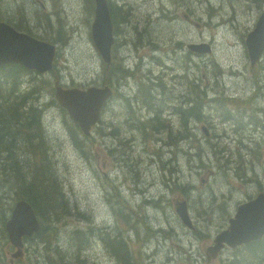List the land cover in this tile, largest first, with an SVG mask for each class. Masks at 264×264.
<instances>
[{
	"label": "rangeland",
	"instance_id": "rangeland-1",
	"mask_svg": "<svg viewBox=\"0 0 264 264\" xmlns=\"http://www.w3.org/2000/svg\"><path fill=\"white\" fill-rule=\"evenodd\" d=\"M260 1L264 3V0ZM210 2H216V0H140V11L144 13L133 10L127 5L118 7V35L122 39V44L119 46V53L114 57L110 67L106 69V64L101 63L89 33L93 19V0H0V20H4L14 26L19 21H22L25 13L27 15V23L30 27L57 38L61 44V56L56 61H59V66L65 68V70L57 67L54 72H48L41 76L43 84L37 85L39 88L36 87L35 92L29 96L24 109L33 105L34 108H37V114L40 116V104L49 102L51 99L50 92H54V83L58 80L55 77L56 72L61 82L65 83L63 84L64 87L75 86L86 88L107 81L114 85L121 95L124 96L129 92L131 85H135L139 89L137 101L147 99L150 94L153 98H156L155 101L149 99L150 107L156 110L158 105L163 103V100H161L159 96L153 95L150 84L164 82L170 77L164 73H159L160 70L154 72L155 70L152 67L156 68L158 66V60H166L168 66H174L171 62L172 58L169 60L165 56V53L170 49L171 54L172 49L179 48L177 46L172 48L170 43L166 45L161 43H165L169 40L168 35H170L171 32L175 33L176 38L185 36L191 40L198 39L200 38L201 31L204 29L205 33L214 31L218 35L214 47L218 59L221 61L229 59L235 66L233 72L236 75H232L228 69L223 70L221 79L222 85L227 92L244 94L250 84L253 83L254 91L244 100L241 99L242 105L247 109L252 108L254 111L261 113L263 120H260L259 123L264 124V105L262 104V100L264 99V60L259 68L256 65L251 67L244 43L245 34L254 27L251 23L254 18L244 19L241 10L243 5L239 2L231 5L228 0L222 8H220V6H215L206 14L210 7L205 6V4L208 5ZM39 5H41V9H39ZM166 8H168L169 11H167ZM140 13L144 17H142ZM198 13H205V15L202 16ZM222 13L225 18L219 20ZM32 14H37V17H34ZM174 16L175 18L171 20V25L165 30V38H161L160 43L157 42L156 45L149 46L147 41H144L146 28H141V26L149 24L151 21L150 19H162ZM52 18L56 22H53ZM188 18H195L198 22L203 20V22L195 25ZM225 22H227V24L219 28L218 23ZM151 25L148 28V33H154L155 35L162 33V29L156 19L152 21ZM152 36L153 35L147 36V40ZM164 39L166 41H164ZM143 41L145 46L143 54L147 59H139L126 50V44L135 45ZM188 44H190V42H185L186 46ZM194 44H206L209 47V50L206 52H197V57L205 58V54L211 52V47L206 42ZM171 57H175L181 64L188 62L191 58V56L186 57L182 53L173 54ZM221 64L223 67H226L227 62H221ZM247 66L253 68V70ZM117 67L125 68V71L115 69ZM204 67L205 65H202V69L206 70L207 68L205 67L204 69ZM6 68L7 67L0 68V83H2L5 78L2 75L6 72L4 70ZM160 68L162 67L160 66ZM189 73V79L176 78V80L182 84L181 91L173 100L168 102L169 106H166L163 110L164 115L170 117L171 126L160 129L156 133L154 132V136L161 142V157L167 156L171 158L177 151H181L193 154L194 158L199 161L203 160L205 156L212 159V163L216 165L222 176L215 179H206L203 177L200 181V186L204 189L203 193L223 187L226 194L220 195L219 200L223 197L226 199V203H223V209L233 205V208L230 209V217H232L235 213L236 206L241 203L244 198L255 195L264 185V159L263 156L259 157L258 154V147L262 146V149L264 148V136L257 135L255 140L247 138L249 143H251L249 148L237 146L227 149L224 145H220V142L226 144L227 140H224L226 136L221 133L219 138H217L218 135L215 133V128L211 125L212 128L210 130L211 133H213L212 137L209 140H203L200 137L198 129L200 123L204 122L207 124L208 122L211 124L212 121L215 120L208 119L206 115L207 103L205 102L204 96L199 93L198 88H192V84H203V89L205 90L202 72H195L194 69H191ZM212 74L213 77L209 73L206 74L210 81H212L214 77L216 78V75L214 73ZM31 75H33V72L29 70L21 73L19 77L21 81L18 87L26 90V88L29 87ZM173 77L174 76H172V78ZM216 79L217 82L220 83V77L217 76ZM8 80L10 79L8 78ZM71 80H73L72 85ZM45 81L48 82V85H45ZM0 95L1 97L9 95L12 108L15 107V103L21 102L22 99V97L11 96L9 91L4 89L1 85ZM137 101L133 102V105L136 104ZM119 104L120 99L117 98L114 92L101 114L98 126L91 130L94 132L93 139L79 144L82 155L81 160L73 158L69 151L74 152L76 156L78 155L77 151L72 148L69 142H62V137L67 131V121L57 108L50 107L44 113V135L47 141L41 129H20L16 125L18 135L15 136L20 138L16 145L18 149L17 154L13 155L4 151L0 152V173H6L8 182L12 179L16 182L10 187V190L17 195H21L22 193L18 190L17 186L23 182H39V180H42L44 185L48 182L52 185V193L55 197L53 202L58 203L65 201L68 205L72 204L75 214L62 212L59 215L51 214L48 218V214L45 213L43 224L50 227L48 229L49 234L53 237L56 235L60 236V240L57 239L56 241H52L46 238L45 235H41L35 239L32 237L28 239V242L24 245L22 250L23 255L14 259V262H12L11 253L15 250L8 241L2 217L5 216V221L9 218L14 199L8 195L4 199H1L4 197L2 192H6L2 191V189H5L8 185V183L5 184L2 182L0 184L2 188L0 189V215L3 225H0V264H36L37 260L40 264H47L45 261L41 260V247H44L46 244L44 240L50 243V249L45 252V258L50 264H104L99 259L104 258V253L96 247L94 241H92L90 247H86L87 241L85 236L89 235L91 218L88 215L77 213L81 212L87 214L92 211L96 218L106 215L105 222L109 225H113L116 229V225L118 224V217L116 215L117 208L114 205L106 207L100 199V181L89 165L88 145L92 146L95 144L97 147L99 146V148H97L98 154L95 165L101 168L102 172L106 174V177L112 178V176L119 171L124 175L128 174L130 176L127 178L126 182H144L148 187H153L158 181V176L154 173L155 165H153V168L148 167L144 172L139 171L141 166L140 151L136 149V146L141 145L143 140L148 139L147 136L151 135L149 126L155 128H158V126L155 124L154 120L149 124L143 123L139 114L134 112L133 114L126 115L123 118L122 124H115L112 129H108L107 124L112 119V113L114 114L116 106ZM171 106L177 109H172ZM192 106H194V112L197 116H190L188 113L179 111ZM229 120L230 118H227L226 122H229ZM134 130H137L139 133L135 138L134 143L136 145L134 146L132 145L134 143H131L128 146L123 139L133 133ZM31 133L37 135L38 138L34 142L26 144L23 142V139L31 137ZM112 138H115L116 145L111 143ZM100 142L108 146H113L116 150V157L127 165H123L124 167L120 169L118 163L111 159L110 156L104 157L100 148ZM197 142H199L202 147V153L196 150L195 143ZM102 146L104 147L105 145L103 144ZM132 151H134V155L131 157ZM36 152H41L43 159L42 161L36 159L35 163L33 155ZM194 158L193 161H195ZM202 163L207 165L205 162ZM246 164H249L250 169L253 167L258 169L259 178L262 179L263 182H249L240 179V177L233 178L227 176L238 175L252 179ZM44 169H47L48 173L43 172ZM183 169L187 173L191 168L185 165ZM206 172L214 175L211 169H206ZM199 177L200 176H183L181 177V181L178 182L189 180L192 181L190 183L196 187ZM173 183L177 182L171 179V184ZM118 184L119 183L112 181L110 185V191L114 195L118 189ZM149 191L150 193H155L154 188H151ZM37 194H42V191L40 190ZM169 196L171 198L185 196V198L189 200L192 219L195 220L199 227L203 226L212 232L214 228L217 227L214 224L224 226V228L227 226L230 217L228 219L225 218V211L221 210L219 207L217 208L214 223L212 220L208 219L214 211V198L212 195L207 196L206 201L199 204H196L192 198L188 197L186 191L183 189L171 192ZM195 197L196 199L204 200L202 196L197 194H195ZM176 199L181 201L182 197H177ZM167 202L168 201H165V205H167ZM69 210L72 212L70 205ZM129 211L134 214L132 210ZM151 212L154 213L156 210L151 208ZM161 214L164 219L173 216L175 224H179L178 219L174 217L176 214L173 204L171 209L167 206V209L162 211ZM67 219H71V224L66 227L67 232H64L60 227L62 226L61 223ZM81 224L84 225V227H82L84 230L83 232L73 231L75 228L81 226ZM98 228V226H94L93 231L96 232ZM181 235L183 236V234L176 231L175 236L178 242V249L183 246L182 239H179V241L177 240L178 237H182ZM214 236L215 234L213 237ZM68 244L70 248L67 246ZM211 244L212 242L210 239L201 241L191 250L193 261H177L173 264H194V257L200 255H203L206 259L205 249ZM170 249L174 250V247H170ZM165 252V248L158 246L154 249L153 255L156 259H161L163 255L165 256ZM146 255L147 256H144L145 259L152 254L148 253ZM218 256L210 261L206 259V264H216L218 262ZM225 260L226 259L219 261L220 264ZM196 262L198 263L199 260L197 261L196 259ZM165 264H168V261Z\"/></svg>",
	"mask_w": 264,
	"mask_h": 264
},
{
	"label": "trees",
	"instance_id": "trees-1",
	"mask_svg": "<svg viewBox=\"0 0 264 264\" xmlns=\"http://www.w3.org/2000/svg\"><path fill=\"white\" fill-rule=\"evenodd\" d=\"M139 1L140 0H111V14L113 18L114 23V29H115V35L117 36L116 44L113 49V60L114 57L119 53V46L122 44V39L118 35V18H117V9L118 7H123L124 5L130 6L133 10L140 11L139 7ZM178 1V0H177ZM171 2V1H168ZM174 2V1H172ZM25 5V4H23ZM143 12V11H140ZM144 13V12H143ZM34 17H37V14H32ZM141 15V13H140ZM142 16V15H141ZM144 17V16H142ZM148 18V17H147ZM150 19V18H148ZM156 19L158 24L160 25L162 29V33L155 35L154 33H148V28L151 25L152 21ZM150 19L151 21L149 24H146L144 26H141V28H146L145 30V40L147 41L149 46H153L157 42L160 43L161 38H165L166 32L165 30L167 27L171 25V18L165 17L162 19ZM14 27L18 30L24 31L31 35H39L40 37H43L45 39L51 40L55 42L54 44H59L61 46L59 40L55 37L49 36L42 31H39L35 28H32L27 23V15L24 13L22 21H19ZM66 31V29H65ZM153 35L150 39L147 40V36ZM171 37V40L165 43L161 44H168L170 43L171 46L174 42H176L177 38L175 36L174 32H171L168 37ZM144 41L137 43L133 46L134 52L136 54V57L139 59H147V57L142 54L141 56L138 55V53L141 51H145ZM164 41H166L164 39ZM151 52V50H150ZM173 55V49L171 51V56ZM172 58V63L174 65L173 70L177 67V62L175 61L174 57ZM158 63L161 67H164L168 64L167 61L161 62L158 60ZM186 67V64L184 65ZM8 68L9 72L16 71L15 78L14 76L11 77L7 74V68L4 69L5 72L3 77H5L0 83L2 87H6V85L10 82L9 79L14 78V82H12V85L10 86L13 92V96L15 97H22L21 103H17L14 108L8 109V102L4 101V99H9V95L1 97L0 99V150L4 152L11 153L13 155L17 154V143L19 142L18 136V130L17 127L20 129H41L43 135H44V123H43V117L45 113L46 104L41 103V113L40 116H38L36 109L33 105L27 107L26 106L27 99L29 96L35 92V88L38 84H43L41 76L43 74H39L37 72H33V75H31L29 80V87L26 88V90L19 88L18 85L20 84L19 77L21 73L27 71L25 68H23L20 65L12 64L8 66H0V68ZM121 67H118L117 69H120ZM10 69V70H9ZM52 72L55 71V64L51 70ZM142 71V70H141ZM152 71V70H151ZM156 72V71H154ZM51 76V75H48ZM56 79H59V76L55 72ZM61 81V80H60ZM45 85H48V82H44ZM62 83V82H61ZM71 83H73V80H71ZM104 84L109 82L103 81ZM152 87V93L154 96H159L161 100H163V103H160L158 105V108L156 110L151 109L149 99H152V101H155L156 98H153L150 94L148 95V98L142 101H137V94L139 93V89L135 85H131V88L127 94L124 96L121 95L119 90L118 91L119 99H120V109L123 111L122 115L116 119L115 124H122L123 118L126 115L133 114L134 112H137L139 116L141 117V120L145 124L151 123L152 120L155 121V124L158 126V128L149 126L150 132H157L159 131L164 125L165 121L163 119V110L168 105V102L170 100H173V98L178 95V93L181 91L182 84L177 81L176 83L172 84L170 81V78H167L164 82H157L155 84H150ZM39 88V87H37ZM53 97V94L51 95ZM4 101V102H3ZM137 101L136 104L133 105V102ZM50 104H53L54 101L50 99ZM185 113H188L190 116H197L194 112V106L187 108L186 110H182ZM65 117V114H63ZM67 131L62 137V142H69L73 149L77 152H80L79 144L81 142H85V139L91 140L90 137H85L82 132L78 129L76 125L69 122L67 119ZM17 125V127H16ZM15 129V132H14ZM31 133V137L23 139V142L26 144H29L30 142H34L38 136L33 135ZM45 137V135H44ZM115 139V138H112ZM45 140L47 141L46 137ZM59 142V141H57ZM89 160H91L92 153L88 150ZM73 158L76 159H82L80 156H76L74 152L69 151ZM183 152L177 151L176 157H181ZM36 159H40L42 161L43 156L41 152H36L33 155V160L36 163ZM43 172H47V169H44ZM95 172V171H93ZM98 178L100 179V193L101 198L106 207H109L110 205H114L117 208L116 215L118 217V224L116 225V229L113 225H109L105 222L106 216H104L103 220H101V225L103 228V231L105 233L106 237V247L109 251V254L115 259L116 264H140L142 257L146 253V247H149L153 244V241L155 239V235L157 231H154L152 229V226L155 222V214H147L146 209L148 206L146 205V201L144 200L141 204L135 205L132 200L131 193L123 195L121 190L117 189L115 195L112 194L110 191V185L111 181L107 179H103L100 174H96ZM8 182V180H7ZM11 184L14 185V180L12 179ZM32 182L31 185L29 183L28 185V191L26 194L29 196L23 197L25 200L31 202V204L36 208L37 212L41 216V210H45V213L48 214V218L51 214H61L62 212H69L71 214H75L72 204H69L71 206L72 212L69 210V205L65 201L61 202H53V199L55 197L52 193V185L50 183L43 184L42 180L39 182ZM42 191V194H39L37 197V193L39 191ZM26 191V190H25ZM158 192H156L155 195L152 196L154 198L157 195ZM131 206L132 210L134 211V214H132L130 211L127 210L128 206ZM152 206H155L154 203ZM41 208V210H40ZM53 212V213H52ZM77 214H81V212H78ZM88 214V213H87ZM49 221V220H48ZM43 230V227L39 231L41 233ZM109 245V246H108ZM264 249V236L261 240L249 244L244 251H248L250 255H254L255 258L260 257L259 251Z\"/></svg>",
	"mask_w": 264,
	"mask_h": 264
},
{
	"label": "water",
	"instance_id": "water-1",
	"mask_svg": "<svg viewBox=\"0 0 264 264\" xmlns=\"http://www.w3.org/2000/svg\"><path fill=\"white\" fill-rule=\"evenodd\" d=\"M94 19L91 26V36L95 47L103 60L110 62V48L113 43L112 22L106 0H94ZM264 43V33L263 42ZM247 47H250L247 43ZM259 53L263 48L255 45ZM55 55V46L49 42L39 40L24 32L14 29L10 24L0 21V65L17 63L27 69L39 72L49 70ZM108 87H89L86 90L77 88L65 89L56 86L55 98L65 107L71 118L78 122L83 130H88L98 119L101 106L110 95ZM185 222L187 219L184 215ZM26 225L30 235L39 227L32 206L20 201L12 211L11 219L6 229L9 235H19L23 230L20 226ZM264 233V193H259L254 199L237 207L234 218L229 220L226 230L220 232L214 239L215 245L211 247L213 255L223 246L231 247L256 240Z\"/></svg>",
	"mask_w": 264,
	"mask_h": 264
},
{
	"label": "flooded vegetation",
	"instance_id": "flooded-vegetation-1",
	"mask_svg": "<svg viewBox=\"0 0 264 264\" xmlns=\"http://www.w3.org/2000/svg\"><path fill=\"white\" fill-rule=\"evenodd\" d=\"M222 1H224L225 3H226V1L227 0H222ZM230 3H231V5H234V3H241L243 6L241 7V10H242V15H243V17H245V18H256L258 15H260V13L261 12H263L264 11V3H262V1H260V0H228ZM164 47V46H163ZM160 50V49H159ZM167 54V55H166ZM165 56L170 60L171 59V54H170V49L165 53ZM161 62H163L162 60H161ZM172 62V61H171ZM7 65H12V64H7ZM111 65V64H110ZM110 65H107L106 66V69H108L109 67H110ZM1 66H3V65H1ZM174 67L173 66H168V65H165L163 68H160V65H158L157 67H156V69L155 68H153L155 71H158V70H160L159 71V73H164V74H166V75H168V77H172V76H174V74L172 73L173 72V70H171V69H173ZM116 69V68H115ZM10 70V69H9ZM118 70H123V71H125V68H120V69H118ZM170 70V71H169ZM168 71V72H167ZM7 72V71H6ZM16 71H12V72H7V74L9 75V76H11V77H13L14 76V78H15V75H16V73H15ZM14 78L6 85V87H3L4 89H6V90H8L9 91V94L11 95V96H13V92H12V89H11V85H12V82H14ZM0 99H1V95H0ZM6 100H7V102H8V109H10L11 110V108H12V105H11V103H10V100L9 99H4V101L6 102ZM3 101V102H4ZM19 104L21 103V102H18ZM17 103H15V105H16ZM262 104L264 105V99L262 100ZM171 113H173V112H171ZM207 124H208V122H207ZM169 126H171V125H169ZM244 130H246V132L248 133V137L249 138H251L252 137V134H251V132H250V130H249V128H247V127H244ZM252 139V138H251ZM132 145H136L135 143L134 144H132ZM250 145L251 144H249V147H250ZM2 150H0V152H1ZM3 152V151H2ZM8 155V154H7ZM0 166H1V163H0ZM7 180L8 179H6V173H0V184L3 182V183H8V185H7V187H5V189H2L1 187H0V189H2V191H6L5 193H3L2 192V195H4V197L3 198H1V199H4L7 195L10 197H12L13 199H14V203H13V206H12V209H11V212H10V216H9V218L11 217V214H12V211H13V209L15 208V206H16V204L18 203V202H20V201H25V202H27V203H29V204H31V202H29V201H27V200H25L23 197H26V196H29L28 194H26V192L28 191V185H29V183H30V185H31V183L32 182H23L22 184H19L18 186H17V188H18V190L22 193L21 195H17V194H15L13 191H11L10 190V187L12 186V184H11V182H7ZM14 184L16 183V182H13ZM26 190V191H25ZM38 195L39 194H37V197H38ZM39 197H40V195H39ZM9 218L5 221V216H3L2 217V221H3V223H4V229H5V232H6V234H7V238H8V241H9V243H10V245L14 248V252H12L11 253V261L12 262H14V259H16V257H15V254H16V250L19 252V253H21V251L23 250V247H24V245L28 242V239H30V238H34L35 236H41V235H45V237L46 238H49V239H51L52 241H56L57 239L58 240H60V236H58V235H56V236H52L51 234H49V230L45 227V225L43 224V230H42V232L41 233H38V234H36V235H34V236H32V235H28V234H24V235H21L19 238H18V240H16V238L14 237V239H13V236H11V235H9V233H8V231H7V229H6V225H7V221L9 220ZM2 221H1V215H0V225L2 224ZM3 225V224H2ZM176 233V232H175ZM178 235V234H177ZM179 239H182V245H183V239H184V236H182V237H178V241H179ZM44 243H46L45 245H44V247L42 246L41 247V250H42V255H41V260L42 261H45L47 264H50V262L45 258V252H47L49 249H50V243H47L45 240H44ZM20 245V247L21 248H19V247H17L16 245ZM67 246H69V248H70V245L68 244ZM180 246V245H179ZM181 248H183L184 250L186 249V246L185 245H183V246H181ZM153 251H154V249L151 251V252H149L150 254H152L151 255V257H149V258H146L145 259V264H165L168 260L170 261V260H172L170 257H166V256H164L163 255V259H156V258H153L152 256H153ZM148 254V253H147ZM36 264H40L39 262H38V260H37V262H36ZM168 264H170V263H168Z\"/></svg>",
	"mask_w": 264,
	"mask_h": 264
},
{
	"label": "bare ground",
	"instance_id": "bare-ground-1",
	"mask_svg": "<svg viewBox=\"0 0 264 264\" xmlns=\"http://www.w3.org/2000/svg\"><path fill=\"white\" fill-rule=\"evenodd\" d=\"M164 1V0H163ZM214 13V12H213ZM212 24V23H211ZM239 25V24H238ZM152 26V25H151ZM153 28V27H152ZM58 37V36H57ZM156 45V44H155ZM160 45V44H159ZM167 55V54H166ZM189 57V56H188ZM155 59V58H154ZM163 61V60H162ZM166 61V60H165ZM172 64V63H171ZM159 65V64H158ZM107 66V65H106ZM154 66V65H153ZM156 66V65H155ZM174 67V66H173ZM118 68V67H117ZM116 68V69H117ZM140 68V67H139ZM152 68H154V67H152ZM163 68V67H162ZM156 69V68H155ZM204 69H205V67H204ZM112 70V69H111ZM171 70H173V69H171ZM170 71V70H169ZM168 72V71H167ZM222 82V81H221ZM51 149V148H50ZM244 155V154H243ZM245 158V157H244ZM59 161V160H58ZM182 236V235H181ZM109 246V245H108ZM160 252H161V250H160ZM151 257V256H150ZM149 258V257H148Z\"/></svg>",
	"mask_w": 264,
	"mask_h": 264
}]
</instances>
